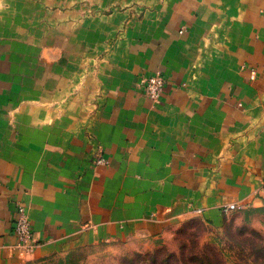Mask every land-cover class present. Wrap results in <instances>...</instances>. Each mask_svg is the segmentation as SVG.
Instances as JSON below:
<instances>
[{"label": "crops", "instance_id": "1", "mask_svg": "<svg viewBox=\"0 0 264 264\" xmlns=\"http://www.w3.org/2000/svg\"><path fill=\"white\" fill-rule=\"evenodd\" d=\"M263 179L264 0H0V264L220 226Z\"/></svg>", "mask_w": 264, "mask_h": 264}, {"label": "rangeland", "instance_id": "2", "mask_svg": "<svg viewBox=\"0 0 264 264\" xmlns=\"http://www.w3.org/2000/svg\"><path fill=\"white\" fill-rule=\"evenodd\" d=\"M205 259L264 264V204L236 209L220 226L195 217L159 239L100 243L24 264H201Z\"/></svg>", "mask_w": 264, "mask_h": 264}, {"label": "built area", "instance_id": "3", "mask_svg": "<svg viewBox=\"0 0 264 264\" xmlns=\"http://www.w3.org/2000/svg\"><path fill=\"white\" fill-rule=\"evenodd\" d=\"M165 84L166 78L160 71L142 76L141 79V87L144 89L145 93L156 101L161 98ZM97 161L98 163L107 162L106 158L103 156H100ZM261 189L264 191V179L261 184ZM237 208L236 204H230L224 208V211L229 212ZM16 231L20 238L19 245L24 247L26 250L31 251L33 247V244L30 243V240L32 239L31 221L22 207L20 208V215L17 218Z\"/></svg>", "mask_w": 264, "mask_h": 264}, {"label": "trees", "instance_id": "4", "mask_svg": "<svg viewBox=\"0 0 264 264\" xmlns=\"http://www.w3.org/2000/svg\"><path fill=\"white\" fill-rule=\"evenodd\" d=\"M205 262L204 263H201V264H214L213 261H209V259H205L204 260ZM219 263H221V261H218Z\"/></svg>", "mask_w": 264, "mask_h": 264}]
</instances>
